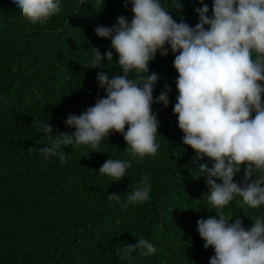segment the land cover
Listing matches in <instances>:
<instances>
[{"label": "trees", "instance_id": "1", "mask_svg": "<svg viewBox=\"0 0 264 264\" xmlns=\"http://www.w3.org/2000/svg\"><path fill=\"white\" fill-rule=\"evenodd\" d=\"M204 2L211 15L213 0ZM162 3L167 7L168 0ZM181 3V10L170 9L174 19L195 26L199 0ZM61 6L46 23L33 25L12 0H0V264H209L214 250L203 247L196 230L198 219L216 214L202 197L208 191L205 177L196 176L199 164L208 161L195 160L182 143L172 110L178 73L170 50L165 57L157 52L149 64L150 73L161 77L153 97L165 84L171 89L168 106L152 105L160 121L155 157L132 158L116 132L95 150L61 145L59 151L69 156L66 164L40 153L57 131H75L64 123L68 114H81L105 95L96 81L102 69L82 66L92 58L91 47L101 54L110 48V39L98 37L95 26L132 16L123 0H61ZM117 61L113 50V61L102 62L109 78L122 74ZM37 117L53 126V134L37 133ZM108 158L132 160L123 180L98 172ZM144 175L152 185L150 199L124 208ZM242 175L243 169L234 179ZM112 192L121 195L119 203L107 199ZM223 211L248 227L252 216L264 215V206L252 209L238 197ZM140 238L156 252L143 256L138 249L133 260H120L115 249Z\"/></svg>", "mask_w": 264, "mask_h": 264}, {"label": "clouds", "instance_id": "2", "mask_svg": "<svg viewBox=\"0 0 264 264\" xmlns=\"http://www.w3.org/2000/svg\"><path fill=\"white\" fill-rule=\"evenodd\" d=\"M12 3L33 25H43L62 11L61 0ZM123 3L125 8L131 5V19L121 15L112 26H95L98 37L110 39V48L101 54L99 48L91 47L92 58L82 64L102 69L96 81L105 95L81 114H68L64 123L75 131H57L52 145L40 148V153L66 164L69 156L59 151L61 145L95 150L116 132L123 136L132 158L155 157L160 121L152 105L168 106L171 89L165 84L153 97L161 77L150 73L149 64L157 52L165 57L170 50L178 73L172 110L183 132L182 143L194 151L195 160L206 157L208 161L199 164L196 176L205 177L208 191L202 197L216 214L198 219L196 230L203 247L214 250L209 264H264V215L252 216L251 225L245 227L241 218L233 221L223 211L238 197L252 209L264 206V0H213L211 15L208 4L199 0L202 6L195 9L199 16L195 26L177 22L171 14L170 9H182L181 0H168L167 7L162 0ZM113 50L122 74L109 78L102 62L113 61ZM33 123L37 133L53 134L50 123L38 117ZM89 152L84 156L90 158ZM131 165L132 160L108 158L98 172L119 182ZM242 169V177L234 179ZM151 189L144 175L123 207L147 202ZM107 199L119 203L121 195L112 192ZM138 249L143 256L156 252L145 238L115 252L120 260L131 261V253Z\"/></svg>", "mask_w": 264, "mask_h": 264}]
</instances>
